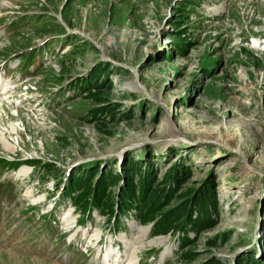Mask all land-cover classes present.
I'll use <instances>...</instances> for the list:
<instances>
[{"label": "rangeland", "instance_id": "obj_1", "mask_svg": "<svg viewBox=\"0 0 264 264\" xmlns=\"http://www.w3.org/2000/svg\"><path fill=\"white\" fill-rule=\"evenodd\" d=\"M1 63L0 181L12 185L0 188V264H90L94 247L92 264L103 259L102 240L89 248L64 231L78 212L63 191L95 188L93 162L123 175L105 188L115 208L122 182L139 183L129 158L151 166L153 192L172 164L188 172L158 212L204 183L217 205L196 229L151 234L134 208L124 222L93 211L90 237L125 230L124 247L106 244L121 247L117 264H264V0H0ZM91 69L107 76L82 85Z\"/></svg>", "mask_w": 264, "mask_h": 264}, {"label": "trees", "instance_id": "obj_2", "mask_svg": "<svg viewBox=\"0 0 264 264\" xmlns=\"http://www.w3.org/2000/svg\"><path fill=\"white\" fill-rule=\"evenodd\" d=\"M99 64L103 65L102 62H99ZM101 75L107 76L104 70L99 73L96 72L95 69H91L89 71V78L85 79L82 77L80 83H98L96 78H99ZM96 87L100 89L101 86L97 85ZM90 94L93 95L94 93ZM95 98V100H100V96ZM111 108L109 109L113 111V109ZM105 109V107L102 108V110ZM97 110L98 109H96L95 112H97ZM137 164L138 162H134L131 158H129L125 164V170L127 171L126 175L128 178L129 176H131L134 179V176L137 175L139 178V183L136 185V188H134L133 180L132 182H122L123 186L120 187V195L118 196L115 205H118V209L120 211H127L131 208L136 209V215L141 223L154 221L152 225L153 233L166 232L170 229H182L184 231V228H187V223L190 224L188 228L191 227L192 229H196L195 227L200 224V219H204V215H206L211 209L213 210V208H216L217 201L213 191V185L204 183L194 192L192 196L188 197V199H184L183 202L173 210L165 214L158 212V206H160L164 202L168 203L166 202L167 199L172 195L175 189L179 187V183L182 179H184L185 175L188 172H186V170H182L181 164H172L163 176L165 179H168V185H165L162 191L153 192L151 180L154 178L155 172L147 163L142 164L139 167L137 166ZM94 165L97 164L93 162L89 163V166L86 167L85 172L90 176V180L94 182L95 188H90L88 187V185H85V187H83V183L79 182L74 184L72 183L73 185L68 187L69 194L71 192H74V188L76 186H79L81 188L83 187V192H80V190L76 192V196H72L73 199L76 200V203L78 205H81L82 213L90 212V208L93 205H100L104 213H106L104 208L109 207V215L111 217L115 213L113 196L111 197L106 192L105 188L107 186L108 181L115 180L118 178H121L122 180L123 175L115 173L114 177L109 178L105 176L104 172H102L101 169L94 167ZM72 174H70V177ZM136 191L138 192V194H136ZM193 215H195L196 217L192 219ZM183 239L184 241H191L187 237V233L184 235ZM182 247H185V245H182ZM180 250L182 251V249ZM183 253L185 252H181V255ZM251 263L257 264L258 260L254 256L246 257L245 260H243L240 264Z\"/></svg>", "mask_w": 264, "mask_h": 264}, {"label": "bare ground", "instance_id": "obj_3", "mask_svg": "<svg viewBox=\"0 0 264 264\" xmlns=\"http://www.w3.org/2000/svg\"><path fill=\"white\" fill-rule=\"evenodd\" d=\"M220 9V8H219ZM212 10H214V8L212 9ZM4 85V84H3ZM2 98V96L0 95V99ZM13 119V118H12ZM1 122V121H0ZM14 129H15V127H14ZM13 129V130H14ZM16 131V130H15ZM15 131H12V132H15ZM4 148L5 149H9V147H8V145H6V146H4ZM12 149V148H11ZM21 168V167H20ZM19 168V169H20ZM20 170H27V169H23V168H21ZM24 172L25 171H21L19 174H24ZM18 175V174H17ZM16 175V176H17ZM101 248V247H100ZM114 247H110V248H108L107 249V253L104 255V257H103V259H98V258H96L95 259V261H94V263L95 264H105V263H107V262H109L110 264H111V262H113L114 264H117L116 263V259L115 258H113L112 259V261L110 262V259L115 255V256H117L118 255V252L117 253H115L113 250H110V249H113ZM102 249H100V251H101ZM96 252H97V250H96ZM95 256H97V253H96V255ZM103 256V255H102ZM93 259H94V257H93ZM92 259V260H93ZM118 260H122L121 259V256H120V258L118 259ZM117 260V261H118ZM115 261V262H114Z\"/></svg>", "mask_w": 264, "mask_h": 264}]
</instances>
